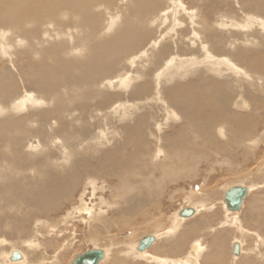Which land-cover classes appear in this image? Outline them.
I'll return each mask as SVG.
<instances>
[{"label":"bare ground","instance_id":"1","mask_svg":"<svg viewBox=\"0 0 264 264\" xmlns=\"http://www.w3.org/2000/svg\"><path fill=\"white\" fill-rule=\"evenodd\" d=\"M0 57V244L15 234L35 260H11L12 246L0 264H44L38 234H54L47 219L66 201L60 223L107 228L118 203L103 191L118 189L129 195L114 217L129 223L161 180L211 152L249 154L264 134V0H0ZM197 244L182 262L125 253L202 264Z\"/></svg>","mask_w":264,"mask_h":264},{"label":"rangeland","instance_id":"2","mask_svg":"<svg viewBox=\"0 0 264 264\" xmlns=\"http://www.w3.org/2000/svg\"><path fill=\"white\" fill-rule=\"evenodd\" d=\"M3 69L9 70L10 66L0 57V71ZM254 135L260 144L250 149L249 154L243 152L241 155L242 152L238 151L235 158L227 159L224 155L211 152L209 156L199 158L192 165L184 167L181 179L164 181L165 184L162 180L158 182L163 185L162 189L158 183L156 186L162 191L157 190L158 187L153 184L151 192L156 187L160 194L156 195L153 191V194L148 195L146 203L138 206L134 203L129 223L128 215L122 214L126 217L124 220L114 217V214L117 215L125 206L120 197L129 195L120 193L118 189L116 192L120 195L114 196L115 199H112L113 188L106 186L103 191L107 194L108 202L118 203L103 214L108 222L107 228L97 222V217L92 222L86 216L81 215V218L78 214L73 215L71 219L68 217L66 224L60 223L71 210V205L66 201L55 216L53 214L47 219L49 222L51 220L50 225L55 226L54 234L47 230L38 234L37 242L42 245L37 248L36 254L42 259L45 258L44 264H71L72 260L84 251L99 249L104 255L105 251H110L107 258L103 257L99 264H108L112 259L116 260L117 264H135L136 261H131V255L125 251L131 247L129 245L137 246L143 237L153 236L155 240L149 247L140 251L151 257L174 261L179 259L182 262L189 258L187 254L191 246L201 243L205 248L201 254L202 258L200 257L202 264H264V134ZM109 145L106 146L107 149ZM232 186L251 188L237 215L227 211L223 204L224 192ZM210 196L211 202L207 203L205 199ZM95 203L96 198L92 197L90 205ZM191 207L195 210L194 215L188 218L179 217L180 210ZM89 226L91 228H88ZM175 226L177 231L174 234H165ZM32 227L33 223L30 224L29 230ZM0 230L3 231L0 233L1 240L7 229ZM13 235L12 238H7L11 244H0V253L8 254L10 247L15 246L14 250H17V253L23 252L28 263L31 259L35 261L30 250L23 248L21 241ZM50 235H53L52 239ZM177 240H180L179 244H176ZM234 242L239 244V250L241 247L237 257L231 255V245ZM63 244L57 259L51 261ZM40 250L44 255L40 256ZM37 262L39 263L36 261L34 264H38ZM137 263L143 261L139 260Z\"/></svg>","mask_w":264,"mask_h":264},{"label":"water","instance_id":"3","mask_svg":"<svg viewBox=\"0 0 264 264\" xmlns=\"http://www.w3.org/2000/svg\"><path fill=\"white\" fill-rule=\"evenodd\" d=\"M248 193L247 188L242 186L231 187L223 195V204L225 209L229 212H238L240 210L241 204L246 198ZM194 211L191 208L182 209L179 212L180 217H190L193 215ZM153 238L150 236L143 237L138 243V251H142L149 247L153 242ZM240 250L238 243H232L231 245V255L239 256ZM103 258V252L99 249H89L77 255L71 262V264H98ZM11 260L20 259L19 253L13 252L10 257Z\"/></svg>","mask_w":264,"mask_h":264}]
</instances>
